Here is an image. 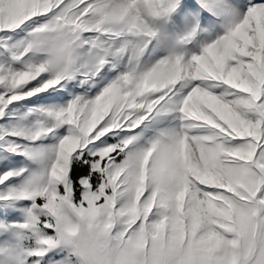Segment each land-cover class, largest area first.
Wrapping results in <instances>:
<instances>
[{
    "label": "snow or ice",
    "instance_id": "1",
    "mask_svg": "<svg viewBox=\"0 0 264 264\" xmlns=\"http://www.w3.org/2000/svg\"><path fill=\"white\" fill-rule=\"evenodd\" d=\"M177 4L0 0V33H25L0 63V118L77 73L94 75L110 52L128 62L93 97L41 108L55 123L0 131V148L39 164L0 172V201H31L0 264H41L49 252V264H264V0L243 11L211 0L226 18L222 34L190 58L141 67L156 21ZM85 54L91 73L79 64ZM154 112L181 123L137 144L135 129ZM63 124L50 149L36 144ZM115 130L132 134L100 139ZM86 150L75 199L69 166Z\"/></svg>",
    "mask_w": 264,
    "mask_h": 264
},
{
    "label": "rangeland",
    "instance_id": "2",
    "mask_svg": "<svg viewBox=\"0 0 264 264\" xmlns=\"http://www.w3.org/2000/svg\"><path fill=\"white\" fill-rule=\"evenodd\" d=\"M247 2L248 0H225L226 5L233 8V11L236 9L243 11ZM209 3H211V0H178L174 11L156 21V34L150 39L144 51L141 58V67L149 66L160 58L176 54H182L185 58H190L191 55L200 53L207 43L214 41L222 34L226 18L215 15L208 7ZM23 29L24 26L15 32L0 33V63L7 64L10 62L9 52L15 50L17 42L24 36ZM81 51L87 53V49ZM79 64L89 73L93 72L95 69L94 55H82ZM127 67L128 62L123 53L110 52L106 56V62L100 67L99 71H94V75L77 73L73 77L63 80L54 89L50 88L47 92H41L36 96L9 105L4 116L0 118V131L31 128L38 119H43L47 125L55 123L51 117H47L40 109L65 105L77 95L93 97L107 83L123 73ZM178 117L179 113L177 112L161 113L160 115H156L154 112L148 120H145L139 128L135 129V133L138 134L136 143L143 144L161 131L178 127L181 123ZM67 128L68 125L66 124L56 126L52 133L41 137L36 141V144L43 146L45 149H50L58 142V137L66 133ZM131 134L122 130H115L110 131L100 139L105 144H114L121 138ZM96 144L103 147L100 140H97ZM82 157L92 159L88 155V150L84 151ZM22 165L27 166L30 171L33 168H39L37 162L29 161L19 153L0 148V172L8 169L16 170ZM72 195L73 198L78 199L75 197L74 190ZM30 204L31 201L28 199L0 201V248L16 242L21 230L14 225L25 218V209ZM24 243L31 246L32 241L27 240ZM52 255L53 253L49 252L46 257ZM46 257L42 259L41 264H49ZM54 258L59 259V255Z\"/></svg>",
    "mask_w": 264,
    "mask_h": 264
},
{
    "label": "trees",
    "instance_id": "3",
    "mask_svg": "<svg viewBox=\"0 0 264 264\" xmlns=\"http://www.w3.org/2000/svg\"><path fill=\"white\" fill-rule=\"evenodd\" d=\"M85 157H81L79 160H73L70 166V179L72 181L75 197H80V189L76 187L78 180L82 176H88L90 165L85 163ZM89 160V159H88ZM92 179H95L93 175Z\"/></svg>",
    "mask_w": 264,
    "mask_h": 264
}]
</instances>
